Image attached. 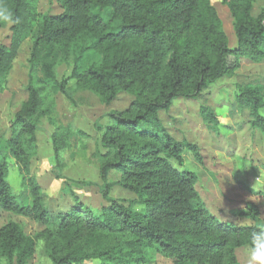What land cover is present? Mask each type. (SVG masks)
Listing matches in <instances>:
<instances>
[{"label": "trees", "instance_id": "obj_1", "mask_svg": "<svg viewBox=\"0 0 264 264\" xmlns=\"http://www.w3.org/2000/svg\"><path fill=\"white\" fill-rule=\"evenodd\" d=\"M256 0H221L230 14L233 48L209 0H56L58 15L40 14L38 0H0L18 22L9 26L7 45H0V81L12 69L21 45L31 39L27 99L9 123V138L0 136V209L43 226L26 235L15 223L0 228V260L26 264L42 242L51 264H151L156 256L172 264H236V252L245 248L256 226L219 221L196 190L195 173L178 171L182 153L189 151L201 164L198 148L173 139L159 120L173 101L195 100L218 81L232 78L242 61L264 60V6L252 15ZM109 11L119 22L116 31L92 10ZM41 50L46 54L40 58ZM92 60L80 72L82 62ZM58 64L71 66L68 78L58 80ZM42 79L36 80L37 71ZM93 94L110 105L119 94L133 99L127 109L109 114L101 132L98 175L100 193L107 203L93 213L76 203L67 212L50 214L28 166L36 155L40 121L52 123L54 93ZM238 104L251 111L250 128L264 137V93L256 87H236ZM214 128L213 112L200 109ZM51 135L53 157L70 149V127ZM13 161L23 192L13 194L6 179ZM116 185L136 200L127 205L109 197ZM60 179L59 176H57ZM80 185H88L83 182ZM143 205L137 212L134 205ZM251 222L260 211L251 205L240 214Z\"/></svg>", "mask_w": 264, "mask_h": 264}, {"label": "rangeland", "instance_id": "obj_2", "mask_svg": "<svg viewBox=\"0 0 264 264\" xmlns=\"http://www.w3.org/2000/svg\"><path fill=\"white\" fill-rule=\"evenodd\" d=\"M209 2L221 20L229 47L233 48L235 38L228 9L221 0ZM263 6L264 0H256L252 15L257 16ZM37 11L42 15L54 16L60 14L62 9L56 0H38ZM92 12L99 14L114 31L117 30L119 22L111 19L109 11L99 12L94 8ZM9 26L0 30V45L9 43ZM31 43V39H27L21 45L12 69L0 81V136L5 139L9 138L10 121L27 99ZM45 54L46 51L41 50L40 58ZM91 60V57H87L82 62L80 72ZM55 72L58 80L68 78L71 66L58 64ZM42 78L38 70L35 79ZM73 85L74 81L68 82L67 96L54 93L52 123L41 119L36 133V155L27 168L29 176L39 184L42 200L52 215L67 212L76 203L86 206L93 213L107 206L100 193L98 166L99 154L103 151L99 145L101 132L98 127L110 124L109 114L124 111L133 99L122 93L106 106L89 92L72 91ZM237 86L256 87L264 93V60L259 64L242 61L232 78L218 81L195 100L173 101L167 111L159 113V120L173 139L198 148L201 164L194 160L189 151L184 150L182 166L178 167L174 162L171 165L178 171L186 170L197 175L196 190L208 211L219 221L264 229V137L258 130L250 128V108L235 101ZM202 107L213 112L218 123L216 128L201 115ZM260 114L264 118V109ZM67 127L73 132L71 147L59 156V163H56L51 135L56 132V128L62 131ZM9 165L6 181L13 194L17 195L23 192L21 178L14 162L10 161ZM118 179L117 173H110L108 183L113 185L109 197L124 205L135 201L132 193L116 185ZM81 182L88 185H80ZM251 205L257 206L260 211V220L257 222L240 216ZM10 222L17 224L30 236L43 230L42 225L32 220L0 209V228ZM236 256V264H246L245 248L237 250ZM26 264H51L42 242L37 243L33 257ZM151 264H172V260L156 256Z\"/></svg>", "mask_w": 264, "mask_h": 264}, {"label": "clouds", "instance_id": "obj_3", "mask_svg": "<svg viewBox=\"0 0 264 264\" xmlns=\"http://www.w3.org/2000/svg\"><path fill=\"white\" fill-rule=\"evenodd\" d=\"M0 22L14 24L18 18L7 8L0 7ZM143 205H136L135 211L139 212ZM246 264H264V229L253 231L245 244ZM0 264H5L0 260Z\"/></svg>", "mask_w": 264, "mask_h": 264}]
</instances>
